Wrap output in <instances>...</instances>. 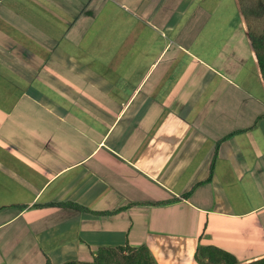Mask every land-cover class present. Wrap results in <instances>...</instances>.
Masks as SVG:
<instances>
[{"label": "crops", "instance_id": "0c3cea01", "mask_svg": "<svg viewBox=\"0 0 264 264\" xmlns=\"http://www.w3.org/2000/svg\"><path fill=\"white\" fill-rule=\"evenodd\" d=\"M231 1L0 0V264L264 254L251 49H192Z\"/></svg>", "mask_w": 264, "mask_h": 264}, {"label": "trees", "instance_id": "16d2710c", "mask_svg": "<svg viewBox=\"0 0 264 264\" xmlns=\"http://www.w3.org/2000/svg\"><path fill=\"white\" fill-rule=\"evenodd\" d=\"M240 16L244 22L248 43L255 61L261 83L264 87V27L261 32H254L249 26L248 17L252 13L264 16V0H236ZM252 1V0H250ZM90 251V249L87 248ZM82 249L80 248V252ZM87 260H67L60 264H157L145 245L98 246L90 251ZM45 264H52L46 259ZM193 264H264V254L248 260H239L230 251L213 244H198L193 257Z\"/></svg>", "mask_w": 264, "mask_h": 264}, {"label": "rangeland", "instance_id": "374dc122", "mask_svg": "<svg viewBox=\"0 0 264 264\" xmlns=\"http://www.w3.org/2000/svg\"><path fill=\"white\" fill-rule=\"evenodd\" d=\"M248 4L251 5L255 3L253 0H249ZM226 14L227 19L225 18ZM223 18L226 19L228 23H223L218 31H214L208 35V37H202L201 40L193 46V51L216 52L219 49L220 52H250L247 36L242 26V19L234 1L229 2V5L227 3V9L223 8ZM248 19L250 28L254 32H261L264 27V16L262 14L257 15V13H252ZM225 45L226 47L222 51V46L224 47ZM247 65L250 66V62H247ZM4 253L7 255L8 249Z\"/></svg>", "mask_w": 264, "mask_h": 264}]
</instances>
